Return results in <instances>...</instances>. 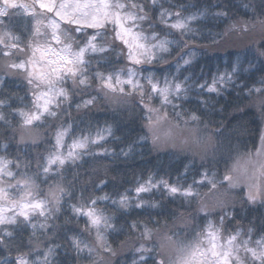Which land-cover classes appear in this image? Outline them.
<instances>
[{
    "label": "trees",
    "instance_id": "16d2710c",
    "mask_svg": "<svg viewBox=\"0 0 264 264\" xmlns=\"http://www.w3.org/2000/svg\"><path fill=\"white\" fill-rule=\"evenodd\" d=\"M24 2L27 3L28 0H24ZM181 6H184L185 15L201 9H207L208 12L192 24V27L197 29L199 34L195 47L199 49L202 55L193 62L192 66L183 69L177 75L178 79H183L190 71L198 72L201 64L205 62L208 56L220 55L223 57L227 52L235 54L238 49L243 47L244 42L232 43L231 47L225 44L219 46L211 44L213 38L221 40L218 34L224 31L225 26L229 23V17L247 19L246 11L241 7H237L236 0H170L165 5L173 12ZM218 10L226 12L228 14L227 18L216 17L214 13ZM49 15L51 16L52 13H49ZM5 19L7 20V18ZM173 19L174 17H168V22L171 23ZM17 20L19 23L12 26V31L17 34L26 36L34 30L35 21L30 12L25 14L20 10ZM25 22L26 27L21 28L19 24ZM149 25H154L155 30L162 35L170 32L172 38L178 40L181 38L180 33L174 32L165 24L159 23L158 10H152L150 19L143 24V27L148 28ZM89 31L92 30L89 29ZM189 38L184 37V39ZM204 45L208 46L202 47ZM51 46L57 49L54 42ZM261 49H264V46H261ZM179 51L180 48L174 47L172 55L175 56L176 52ZM117 52L121 54L120 62L128 63L124 59L128 51L119 40L115 41L112 53L114 60ZM45 57L47 60H55L52 57L48 58L46 55ZM31 58L32 50H29L26 56L14 55L12 57L15 62L26 61L24 69L6 70L0 68V100L7 101L6 105L0 106V110L4 112L7 121H0V156L13 161L9 168L15 174V179L8 177L2 179L14 185L6 189L10 199H20L24 188L16 181L24 177L30 178L38 185L37 188L32 189L30 199L48 198L49 190H54L57 185L62 187L64 192L60 194V211L56 212L51 218L45 220V217L40 216L39 210H37L30 214L28 220L16 215V223L0 225V229H7L13 233L11 237H3L5 244L0 246V264H16V257L21 253H27L26 259L28 260L35 259L36 255L43 258L44 251L49 248L52 249L50 264H86L87 254H78L73 248L70 238L76 235L86 242L94 243L95 233L94 231L89 233L85 230L87 218L83 215L74 214L71 205L81 203L86 205L90 198L104 193L115 197L127 190L129 196H134L132 189L135 187L137 180L146 179L149 173L154 175V180L163 178L170 184L182 186L186 181L185 178L178 175V172L189 163V160H177L169 156H161L151 150L150 139L140 140L141 136L148 135L145 127L146 114L141 104H138L139 112L137 113L121 111L117 114L110 107L98 104L77 109V105L89 99L93 93L89 89L74 90L70 80H66L61 85L69 91L70 101L67 104H62L59 109L53 107V110L58 112L57 117L45 116L42 121L36 123V127L32 130L36 134L35 143L28 138L21 142V118L14 109H30L32 107L33 95L28 84L30 77L27 74L32 72L34 76H37L46 69L50 70L46 61L41 60L40 51L36 52L34 59ZM179 59L180 57H176V61H173L169 58V64L146 67L155 69L156 74L161 79L165 76L172 78L173 75H176L175 63ZM28 61H34V63ZM212 71H215L214 64ZM212 71H208L206 76H201L200 80L207 79L208 82H211ZM236 95V92L232 93L233 98ZM201 97L218 101L212 106V110L203 117L210 122L209 126L213 131L220 129L225 135H234L235 142L243 140L253 148L259 146L261 135L264 133V126L252 115L255 109L246 108L242 102L229 101L225 103L223 96L217 97L215 94L203 93ZM174 103L191 111H196L199 107V100L197 99L175 100ZM153 105L157 106V103L154 102ZM221 107L223 108L222 111L216 110ZM171 110L169 108V111ZM197 114L201 113L198 112ZM106 122L114 125V135L107 139L104 146L110 148L116 155L114 157H104V167L99 166L97 157L82 155L81 159L75 163L68 162L62 167L53 165L51 172L48 174L43 173L42 168L46 162L45 157L48 153L56 150L54 147V132L57 126L61 124L72 125L71 134L66 137L61 148V151L66 153L73 136L81 135L89 128L95 131L97 126H104ZM221 125L224 127H221ZM116 137H119V139H116ZM130 144L132 145L131 154L127 157L121 155V150H127ZM245 151H247L246 148ZM247 160L246 157H241L237 164L241 168L245 166L249 168ZM17 162H19L20 167H17ZM57 168H59V171H57ZM101 181H105V183L101 184ZM237 197L238 199L234 205L228 209L231 216H225L223 222H221L219 214L212 219L214 224L221 228L222 237H227L240 230L242 239H250L252 241L251 246H255V241L264 235V202L248 203L244 197L243 188L237 192ZM144 198L159 201L163 211L161 212L160 209H148L147 211L137 209L134 206L135 201L127 211L118 210L111 200L97 202L96 206L103 209L107 214L111 215L115 212L113 223L119 229V231L108 230L105 233L109 244L116 249L117 253L111 258V264H131L132 260L138 259V255L135 254L133 249L139 246V242L132 245L128 243L137 234L135 230L130 229V225L134 220L148 223L149 227H158L161 224L171 222L174 217L177 218L184 214L187 220L193 222L191 230L187 232L182 230L180 233L182 239L185 240L193 239L205 224L206 218L202 214L196 218L188 215L190 209L183 204V198L178 194L176 196L168 195L162 185L154 189L152 193L145 194ZM4 204L9 205L7 201H0V205ZM149 212L151 215H149ZM39 223H45L46 227L33 229L32 225H38ZM249 228L252 229L251 233L248 232ZM33 232H35V235H33ZM167 234L173 235L171 231ZM0 236H3L2 232H0ZM122 241H125L123 247H121ZM37 244L39 245L38 249L36 248ZM146 247H159L155 236L151 241L146 242ZM241 255L247 254L241 253ZM147 259L148 264H152L153 259H158V257L155 256V253H152Z\"/></svg>",
    "mask_w": 264,
    "mask_h": 264
},
{
    "label": "clouds",
    "instance_id": "9594fccd",
    "mask_svg": "<svg viewBox=\"0 0 264 264\" xmlns=\"http://www.w3.org/2000/svg\"><path fill=\"white\" fill-rule=\"evenodd\" d=\"M108 2L110 11L113 14L118 13L129 28L141 34V39L146 44L151 45L156 43L154 34H157L161 38L168 36L170 41H179L183 39L182 37L179 40L172 38V33L170 32L162 35L155 30L154 25H149L148 28L143 27V24L150 19L152 10H158V21L161 23L162 10L168 9L165 5L168 4L170 0H108ZM24 4L27 6V9L31 13V17L35 21L34 30L29 32L26 36H21L12 31V26L13 24L19 23L17 16L20 10L25 14L29 12H26L22 7L12 9L7 4H0V9H3V12L0 13V68L7 70L13 69L10 67L12 64H20L21 62L25 64L26 61L21 60L20 62H15L12 57L14 55L26 56L28 51L32 50L31 59H34L37 48L46 51L50 50L48 53H51L55 57L58 55L72 57L75 53H79L83 49L84 54L82 60L74 65H70L75 67V73L61 71L58 75H53L50 70L46 69L45 71H48V78L46 80L37 79L33 73L30 75V72L27 74L28 77H30L28 79V84L31 87L33 98L38 93L50 90L55 91L64 89L66 91V95L56 97L59 106L54 107L57 109H59L62 104H67L70 101L69 91L61 86L63 82L70 80L74 90H91L93 94H91L90 97L95 98V103L93 105L108 106L117 114L121 111L137 113L139 112L138 104H140V97L136 95V91L127 81L131 80L134 83L142 85L145 91L144 100L151 104L154 102L157 103L156 107L160 108L162 112L167 111L168 118L166 126L169 124L174 126V131L176 133L175 143L168 142L154 145L150 140L151 150L161 156H169L177 160H189V163L178 172V175L185 178L186 181L181 187L191 186L192 193L187 198L184 196L183 192L177 193L183 198V204L190 209L188 215L196 218L200 217L202 214L203 217L206 218L205 224L209 221L214 223L212 218L218 214L220 215V219L221 217L231 216L228 209L230 206L234 205L238 199L237 192L242 188L244 189L245 185L240 184L239 186L232 187L224 180V176L235 174V166L241 157H247L248 161H250L249 172L253 170L259 172L264 168V133L261 135V143L259 146L253 148L247 145L243 140L235 142L236 138L234 135H225L220 129L213 131L209 126L210 122L203 117L212 110V106L218 101L212 100L211 98L207 99L208 103L206 107L200 99L203 93H207V90L202 87L197 88L193 86L187 97H180L178 99L173 98L172 102L168 104H163L155 94L149 99L146 78L151 76L159 79L162 83L166 76L161 79L156 74L155 69L146 66L169 64V58L176 61V57L187 54L183 52L184 45L180 43L171 45L172 49L174 47L180 48V51L176 52L175 56L172 55L173 50H170V54H164L162 59H156L151 62L145 59L137 64L130 62L126 56L124 59L128 63H121V54L119 52L116 53L115 60L112 58L115 41L119 40L117 39V27L114 21L106 20L98 27H90L84 22V18L79 15L68 20L56 19L55 15L50 16L49 12L43 11L39 6V0H28V2ZM236 4L237 7H241L246 11L247 19L243 17L235 19L229 17L228 24L236 22L239 27L236 30L228 32L224 38L220 40V43L215 45L219 46L220 44H225L231 47L232 43L244 42L243 47L238 49L235 54L233 52H227L223 57L220 55L208 56L205 62L201 64L198 72L190 71L180 80H184L185 77L188 76V83L190 85H195L196 82L201 81V76H206L208 71H212L213 64L215 65V71H212V76L230 69L231 64L238 60L239 67L233 73L232 79L220 85V93L216 96H223L225 103L229 101L242 102L246 108L255 109L252 115L264 126V109L257 106L260 100H264V82H262V78H264V56L258 55V50L261 49V46H264V25L259 23L260 20H264V0H246V2L245 0H236ZM128 16H132L133 19H126ZM5 18H7V20ZM37 21H39V31L35 30ZM50 23H55V31L49 27ZM19 26L25 28L26 22L20 23ZM89 29L92 31H89ZM52 42L58 46V51L51 46ZM92 44H95V47H92ZM201 55L202 53L197 51L196 60L198 57H201ZM41 60L46 61L48 69H51L52 66L48 64L49 60H47L46 57L43 59L41 58ZM178 62L179 61L175 63V71ZM249 65L252 67H249ZM183 67L186 68L189 66ZM179 73L180 72L176 71V75L173 76L177 78ZM109 77H111L113 83H115L117 79L120 81L119 84H116L114 91H109L103 86L102 81ZM82 80L84 81L83 83H81ZM121 88L124 89L123 94L120 92ZM249 90H252L251 94ZM233 92L237 93L235 98L232 97ZM225 93H227V95H225ZM188 99L199 100V107H197L196 111L183 109L182 105L179 104V108H173V104H176L174 103L175 100ZM2 101H4L3 106L7 104V101ZM169 108L172 110L169 111ZM216 110L222 111L223 108L221 107ZM177 111L184 114L200 112V120L198 122L185 124V117L181 116L178 118L176 115ZM221 127L224 126L221 125ZM195 140H200L201 143H195ZM185 141H187V143H185ZM245 148L247 151H245ZM51 171L52 168L48 172L43 171V173L48 174ZM57 171H59V168H57ZM202 175L213 177L215 181L214 185L201 180ZM259 178L261 181H264V175H261ZM3 181L5 184H10L7 180ZM10 185L9 188L14 186L13 184ZM37 187L38 185H36L34 181L33 190ZM51 191L50 189L48 198L41 199L44 201L45 215H41L40 212L39 215L45 217V220L51 218L58 212L54 201L51 199ZM216 197H220L224 201L223 206H215L213 204ZM204 205L209 206L206 212L201 211ZM32 227L33 229L37 227L45 228L46 224H33ZM192 228V221L188 220L186 226L174 217L171 222L153 227V236L156 237L157 243L160 245L166 236H170L167 234L169 231L175 234L177 239H182L180 235L181 231L187 232ZM0 232L3 233V236H0V246H2L5 244L3 237H11L13 233L7 229H0ZM136 232L137 234L135 237L128 241L129 245L136 242H139L140 245V231L136 230ZM33 235H35V232H33ZM36 248H39L38 244ZM135 248L137 247H134V249ZM149 248L151 249L152 247ZM46 251H44L43 258ZM241 253H246L243 250L240 251L243 264H257V262L260 264V261H254L247 255H241ZM25 254L26 256L28 255L27 253ZM50 257L51 254L47 258L48 264H50ZM43 258L36 255L35 259L28 261L29 264H43ZM145 259H147V257H145ZM134 260L131 261V264H133ZM86 264H88V260ZM108 264H111V260Z\"/></svg>",
    "mask_w": 264,
    "mask_h": 264
},
{
    "label": "snow or ice",
    "instance_id": "6c2138e0",
    "mask_svg": "<svg viewBox=\"0 0 264 264\" xmlns=\"http://www.w3.org/2000/svg\"><path fill=\"white\" fill-rule=\"evenodd\" d=\"M0 4H7L10 8L15 9L17 7H22L26 12H29L27 6L24 3H18L17 0H0ZM39 6L49 12L54 13L56 17L61 20H68L70 18L76 17L77 15L84 18L90 27H98L104 21H114L117 27V39H119L128 49L127 58L130 62L141 63L145 59L148 61H153L156 59H162L164 54H170L172 44L180 43L184 45L183 52L186 55H181L179 62L176 64V71L181 72L185 69L183 66H191L196 60L197 49L195 47L198 37L197 29L192 27L193 22L198 21L200 18L205 16L208 12L207 9L197 10L193 13L184 14L183 7L181 6L175 12L171 9L162 10V20L161 23L165 24L168 28L174 32L180 33L183 39L179 41H170L168 36L160 37L154 34L156 37L155 44H146L141 39V34L134 32L129 28L124 20L120 18L118 13L113 14L110 11L108 0H39ZM3 9H0V13ZM31 14V13H30ZM216 17L227 18L228 14L222 10H218L214 13ZM174 17L171 23L168 22V17ZM126 19H133L132 16L126 17ZM260 24L264 25V20L259 21ZM36 31H39L38 25L39 21L36 22ZM49 27L55 31V23H50ZM239 25L236 22L227 24L222 33L218 34L220 39L233 30H236ZM190 37L189 39H184V37ZM94 39V38H93ZM220 43V40L215 38L211 39V44L215 45ZM95 47V44L91 45ZM204 45L202 47H207ZM36 51L41 52V58L43 59L50 50H41L39 48ZM83 49L79 53H75L72 57L67 55H58L55 60H49L48 64L51 65V73L53 75H58L61 71H67L70 73H75L74 65L83 58ZM159 54V55H158ZM259 56H264V49L258 50ZM34 63V61H30ZM11 68L24 69L25 64L21 62L20 64H12ZM239 61L232 63L230 69L225 70L222 73L213 75L211 82L207 80L196 82L195 85H190L188 83L189 77L186 76L184 80L177 79L176 77L169 78L166 76L161 83L159 79L153 77H147L146 83L148 86V96L151 99L152 95L155 94L159 97L163 104L171 103L173 98L187 97L193 86L197 88H204L207 90L208 94L219 95L220 85L226 83L232 79L233 73L238 69ZM249 67H252L249 65ZM30 75L32 72L29 73ZM100 75V74H98ZM37 79L46 80L48 78V71H43L39 73ZM84 81L82 80L81 83ZM264 82V78H262ZM105 89L109 91H114L116 84L120 81L117 79L115 83L112 82L111 77L104 79L102 81ZM127 83L136 91V95L140 97V104L146 114V124L148 135L141 136L140 140H151L155 145L158 143H168L176 142V133L174 131V126L167 125L166 121L168 118L167 111H161L160 108L148 103L144 100L145 91L142 85L134 83L128 80ZM252 90H249L251 94ZM121 94H123L124 89H120ZM259 94V93H257ZM66 95L64 89H58L55 91L41 92L34 96L32 101V107L30 109L18 108L14 111L21 118L20 123V140L23 142L26 138L31 139L33 143L36 141V134L33 133V129L36 127V123L44 119L45 116L57 117L58 112L53 110L54 106H59L56 97ZM202 103L207 107V99L200 97ZM95 103V98H89L84 100L82 104L77 105V109L82 107L91 106ZM4 101L0 100V106H3ZM258 107L264 109V100H260ZM178 104H173V108H179ZM178 118L184 116V123L189 124L191 122H198L200 116L195 113H181L176 112ZM0 121H6V116L2 110H0ZM7 122V121H6ZM10 123V122H9ZM72 125L61 124L56 127L54 132L55 140V151L48 153L45 157V165L42 171L48 172L53 165L58 167L64 166L68 162L75 163L80 160L82 155H89L98 158V164L100 167H104L103 158L108 156H115L116 154L108 147H105V142L109 137L114 135V125L112 123H105L104 126H97L95 131L89 128L87 131L83 132L81 135L73 136L71 143L68 145V151L66 153L61 151L62 146L65 143L66 137L71 134ZM119 139V137H116ZM195 143H201L200 140H195ZM135 143V142H133ZM187 143V141H185ZM132 152V145L130 144L127 150L122 149L121 155L127 157ZM13 161L0 156V201H7L9 204V211L13 212V215H6L5 208L0 206V225L5 223H16V215L23 217L24 220L30 218V214L39 210L41 215L44 213V201L30 199L32 197V189L34 187V181L28 177L21 178L16 181L17 184L23 185L24 192L19 200L10 199L6 191L10 184H5L3 181L4 176L15 179V174L10 170L9 166ZM250 161H248V164ZM17 167H20L19 162H17ZM264 175V168L259 172L253 170L249 172L247 166L241 168L238 164L235 166L234 175H225L224 180L227 181L232 187L239 186L240 184L245 185L244 197L250 204H255L257 201L264 202V181L259 178ZM201 180L207 181L209 184L215 183L213 177L207 175H202ZM104 184L105 181H101ZM163 186L164 190L170 195L175 196L179 192H183L184 196L187 198L192 193L191 186L181 187L176 184H170L167 180L163 178L159 180H154V175L149 173L146 179L137 180L135 187L132 189L134 196H129L127 190L119 193L118 196H111L108 193H104L100 196L92 197L88 200L87 204H73L71 205L72 211L76 215H83L87 218V223L85 225V230L89 233L94 231L95 238L94 243L86 242L79 236L73 235L70 239L72 246L78 254L86 253L88 257V264H108L112 257L116 253L111 244H109L107 236L105 233L108 230L119 231L116 225L113 223L115 218V212L111 215L107 214L103 209L98 208V201H108L111 200L112 204L120 211H127L133 206V201H135V208L137 209H160L163 211V207L159 201L145 199V194H150L154 189ZM64 189L59 185L56 186L54 190L51 191L50 196L56 205V210L60 211L61 203V193ZM224 201L220 197H216L213 201L215 206H223ZM208 205H204L201 211L206 212L208 210ZM149 215L151 213L149 212ZM179 222L184 223L186 226L188 224L187 218L184 214H181L176 218ZM223 217H221V222H223ZM131 230L140 231V245L135 248L134 251L138 255V259L133 261V264H148L149 255L155 253L158 259H153L152 264H243L240 257V251L243 250L248 257L251 259L260 261V264H264V235H262L258 240L255 241V246L252 245L250 239H242V233L237 230L227 237H222L221 228L217 227L213 222H207L201 231L197 232L193 239H177L174 238L175 234L172 236H166L164 241L161 242L158 248L146 247V242L150 241L154 235L153 227H149L148 223L143 221H132L130 225ZM248 232L251 233L252 229L249 228ZM125 241L121 242V247H123ZM52 253V249L49 248L43 258V264H48V256ZM16 264H29L28 259H26V254L21 253L16 257Z\"/></svg>",
    "mask_w": 264,
    "mask_h": 264
},
{
    "label": "rangeland",
    "instance_id": "374dc122",
    "mask_svg": "<svg viewBox=\"0 0 264 264\" xmlns=\"http://www.w3.org/2000/svg\"><path fill=\"white\" fill-rule=\"evenodd\" d=\"M17 2L18 3H25L24 2V0H17ZM57 2H59V0H57ZM51 14V13H50ZM52 15H54L53 13H52ZM55 18L56 19H59L58 17H56L55 16ZM125 46V45H124ZM126 47V46H125ZM126 49H127V47H126ZM59 50V48H58V46H57V51ZM127 51H128V49H127ZM46 56L48 57V58H50V57H52V58H54V59H56V57L54 56V55H52L51 53H46ZM247 158V157H246ZM248 161V160H247ZM0 206H3L4 208H5V214L6 215H13V212L12 211H9V205H6V204H4V205H0ZM18 215V214H17Z\"/></svg>",
    "mask_w": 264,
    "mask_h": 264
}]
</instances>
